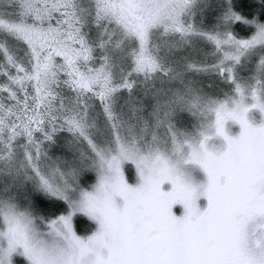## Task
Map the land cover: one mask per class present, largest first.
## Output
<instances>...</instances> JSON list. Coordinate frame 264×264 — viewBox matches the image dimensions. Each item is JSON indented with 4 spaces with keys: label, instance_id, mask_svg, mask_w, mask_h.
Segmentation results:
<instances>
[{
    "label": "snow or ice",
    "instance_id": "obj_1",
    "mask_svg": "<svg viewBox=\"0 0 264 264\" xmlns=\"http://www.w3.org/2000/svg\"><path fill=\"white\" fill-rule=\"evenodd\" d=\"M0 264H264V0H0Z\"/></svg>",
    "mask_w": 264,
    "mask_h": 264
},
{
    "label": "rangeland",
    "instance_id": "obj_2",
    "mask_svg": "<svg viewBox=\"0 0 264 264\" xmlns=\"http://www.w3.org/2000/svg\"><path fill=\"white\" fill-rule=\"evenodd\" d=\"M239 130H240V129H239L238 126H233V127H232V133H233V134H238ZM198 176H199L200 179H203V178H204L203 173H198ZM166 187H167V186H166ZM203 203H204V201L201 200V204H203Z\"/></svg>",
    "mask_w": 264,
    "mask_h": 264
}]
</instances>
